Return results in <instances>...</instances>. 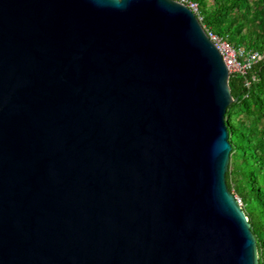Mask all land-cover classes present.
Masks as SVG:
<instances>
[{"label":"water","instance_id":"1","mask_svg":"<svg viewBox=\"0 0 264 264\" xmlns=\"http://www.w3.org/2000/svg\"><path fill=\"white\" fill-rule=\"evenodd\" d=\"M228 78L179 1L0 0V264H258Z\"/></svg>","mask_w":264,"mask_h":264},{"label":"trees","instance_id":"2","mask_svg":"<svg viewBox=\"0 0 264 264\" xmlns=\"http://www.w3.org/2000/svg\"><path fill=\"white\" fill-rule=\"evenodd\" d=\"M201 24L231 42L260 53L251 74L229 73L234 99L225 112L231 144L225 174L228 189L242 201L264 264V0H193ZM245 78L250 80L245 85Z\"/></svg>","mask_w":264,"mask_h":264},{"label":"built area","instance_id":"3","mask_svg":"<svg viewBox=\"0 0 264 264\" xmlns=\"http://www.w3.org/2000/svg\"><path fill=\"white\" fill-rule=\"evenodd\" d=\"M190 8L201 20V16L198 14V5L193 0H176ZM204 27V26H203ZM209 39L214 43L216 48L219 50L229 73L236 72L241 75L251 74V80L256 78L254 72H251L254 65L260 59V53L256 50H248L241 46H234L227 39L216 34L211 30L204 28ZM250 80L245 78V85L249 86ZM237 203L242 206L241 199L235 195Z\"/></svg>","mask_w":264,"mask_h":264},{"label":"rangeland","instance_id":"4","mask_svg":"<svg viewBox=\"0 0 264 264\" xmlns=\"http://www.w3.org/2000/svg\"><path fill=\"white\" fill-rule=\"evenodd\" d=\"M233 193V192H232Z\"/></svg>","mask_w":264,"mask_h":264}]
</instances>
